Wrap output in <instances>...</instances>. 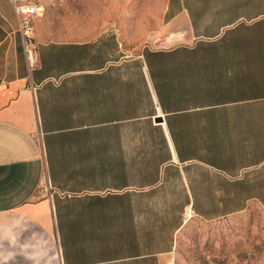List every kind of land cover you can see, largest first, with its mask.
Instances as JSON below:
<instances>
[{
    "label": "crops",
    "instance_id": "0c3cea01",
    "mask_svg": "<svg viewBox=\"0 0 264 264\" xmlns=\"http://www.w3.org/2000/svg\"><path fill=\"white\" fill-rule=\"evenodd\" d=\"M165 14L149 43L40 38L30 67L0 0V264H184L194 219L264 228V0Z\"/></svg>",
    "mask_w": 264,
    "mask_h": 264
},
{
    "label": "rangeland",
    "instance_id": "374dc122",
    "mask_svg": "<svg viewBox=\"0 0 264 264\" xmlns=\"http://www.w3.org/2000/svg\"><path fill=\"white\" fill-rule=\"evenodd\" d=\"M169 0H46L35 36L82 39L103 26H121L131 42L149 43L163 25ZM184 264H264V228L253 211L227 221L194 219L183 231Z\"/></svg>",
    "mask_w": 264,
    "mask_h": 264
},
{
    "label": "built area",
    "instance_id": "2783aa9c",
    "mask_svg": "<svg viewBox=\"0 0 264 264\" xmlns=\"http://www.w3.org/2000/svg\"><path fill=\"white\" fill-rule=\"evenodd\" d=\"M19 17L23 47L30 67L37 63L38 41L35 36L36 21L45 14L46 0H11Z\"/></svg>",
    "mask_w": 264,
    "mask_h": 264
},
{
    "label": "trees",
    "instance_id": "16d2710c",
    "mask_svg": "<svg viewBox=\"0 0 264 264\" xmlns=\"http://www.w3.org/2000/svg\"><path fill=\"white\" fill-rule=\"evenodd\" d=\"M152 132V131H151ZM181 148H184V145H179L178 146V150L181 152ZM152 152V151H151ZM159 153L161 154L162 151H159ZM196 154V153H194ZM203 212V213H202ZM220 211H199V213L201 214H217ZM223 212V211H222ZM145 223H147L146 229H150L152 227L148 226V224H155V230L158 228H163V225H160L159 223H169L172 224L174 222L178 221V213L176 211H156V210H147L145 211ZM153 229V228H152ZM120 232L119 227H115V232Z\"/></svg>",
    "mask_w": 264,
    "mask_h": 264
},
{
    "label": "water",
    "instance_id": "95a60500",
    "mask_svg": "<svg viewBox=\"0 0 264 264\" xmlns=\"http://www.w3.org/2000/svg\"><path fill=\"white\" fill-rule=\"evenodd\" d=\"M162 119H157V121H161Z\"/></svg>",
    "mask_w": 264,
    "mask_h": 264
}]
</instances>
